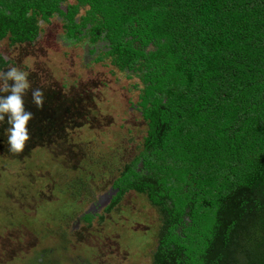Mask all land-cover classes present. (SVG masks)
Listing matches in <instances>:
<instances>
[{
	"label": "trees",
	"instance_id": "trees-1",
	"mask_svg": "<svg viewBox=\"0 0 264 264\" xmlns=\"http://www.w3.org/2000/svg\"><path fill=\"white\" fill-rule=\"evenodd\" d=\"M67 2L0 0V41L33 43L54 18L70 36L90 25L92 42L110 40L97 61L127 81L145 130L110 206L83 213L82 226L102 225L134 193L162 224L148 264H264V0ZM130 31L137 48L123 42ZM75 185L56 191L70 202Z\"/></svg>",
	"mask_w": 264,
	"mask_h": 264
},
{
	"label": "rangeland",
	"instance_id": "rangeland-1",
	"mask_svg": "<svg viewBox=\"0 0 264 264\" xmlns=\"http://www.w3.org/2000/svg\"><path fill=\"white\" fill-rule=\"evenodd\" d=\"M61 22L42 23L34 44L0 41L4 70L23 68L45 96L38 108L31 90L25 95L33 118L22 153L8 151L7 125L0 126V264H148L162 224L144 197L128 193L98 227L80 223L90 204L110 192L144 135L128 104L127 81L117 72L111 76L110 58L91 64L81 45L63 40ZM92 163L91 180L86 166ZM105 177L111 182L99 186ZM71 181L68 202L56 188Z\"/></svg>",
	"mask_w": 264,
	"mask_h": 264
},
{
	"label": "clouds",
	"instance_id": "clouds-1",
	"mask_svg": "<svg viewBox=\"0 0 264 264\" xmlns=\"http://www.w3.org/2000/svg\"><path fill=\"white\" fill-rule=\"evenodd\" d=\"M31 90L32 101L43 108L45 96L42 88H32L29 73L21 67L0 69V126L7 137L8 151L20 154L30 140L29 122L33 113L25 108V95Z\"/></svg>",
	"mask_w": 264,
	"mask_h": 264
},
{
	"label": "flooded vegetation",
	"instance_id": "flooded-vegetation-1",
	"mask_svg": "<svg viewBox=\"0 0 264 264\" xmlns=\"http://www.w3.org/2000/svg\"><path fill=\"white\" fill-rule=\"evenodd\" d=\"M66 11V10H65ZM78 22V20H77ZM61 24V37L63 38V40L65 39V41H68L70 44H72L71 46L73 47H77L79 45H81L83 47V49L85 50V59L87 61H91V64H97V60L98 58L101 57V55H105L110 51V40L108 38H106L105 34L102 33L99 37V39H97L96 41L92 40L96 37L89 35L88 33H86L87 29H90V25H87L85 27V29H83L82 31H73L74 35L70 36L68 35V31L65 29V23H60ZM39 37V36H38ZM37 37V39H38ZM36 39V40H37ZM104 39V40H102ZM36 40L33 43L30 44H34L36 42ZM125 44H131V46L134 48L139 47V45L141 44L138 40V36L135 35L133 32H129V35L126 36L124 38L123 41ZM141 49H143V47H141ZM128 71V68H125ZM132 73V71H130ZM133 110V109H132ZM139 118V117H138ZM140 120V118H139ZM144 127L142 126V129L137 130L140 131L142 134H144ZM131 133V132H129ZM138 167L141 169L143 167L142 163L138 164ZM106 178V177H105ZM107 179V178H106ZM108 180V179H107ZM104 182H111V181H105ZM103 182V183H104ZM114 182V181H113ZM112 182V183H113ZM95 193H97L96 191H94ZM100 193V192H99ZM117 194V190L115 192V190H113L111 188L110 192H108L105 195L99 196L97 202H94L92 204H90V207L88 208L87 212L84 213H91L93 217H98L100 216V214L110 206L113 198L115 197V195Z\"/></svg>",
	"mask_w": 264,
	"mask_h": 264
}]
</instances>
